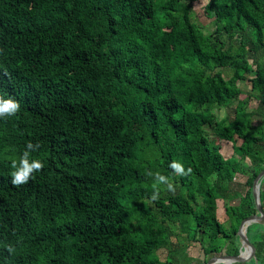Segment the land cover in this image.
Listing matches in <instances>:
<instances>
[{
    "label": "trees",
    "instance_id": "obj_1",
    "mask_svg": "<svg viewBox=\"0 0 264 264\" xmlns=\"http://www.w3.org/2000/svg\"><path fill=\"white\" fill-rule=\"evenodd\" d=\"M198 1L0 0V97L20 105L0 117V264L239 255L264 170V0H208L210 32ZM227 109L233 119L218 120ZM29 142L44 167L16 186L11 163ZM174 160L191 174H175ZM243 162L251 175L240 178ZM149 172L175 192L161 186L151 200ZM259 196L264 211V177ZM235 199L220 221L219 203ZM246 237L255 257L235 264H264V223ZM193 245L202 259L186 253Z\"/></svg>",
    "mask_w": 264,
    "mask_h": 264
},
{
    "label": "clouds",
    "instance_id": "obj_2",
    "mask_svg": "<svg viewBox=\"0 0 264 264\" xmlns=\"http://www.w3.org/2000/svg\"><path fill=\"white\" fill-rule=\"evenodd\" d=\"M20 110V105L15 100L9 98L5 100L3 97H0V117L14 116ZM39 142L35 145L29 142L26 145V150L23 152L22 156L19 159V164L15 160L12 161L11 167L16 169L11 173L12 175V184L19 186L26 184L33 172H38L43 169L44 165L39 159H33L30 162V153L35 151L39 147ZM169 167L173 172L180 176L190 175L192 169L189 167L187 171L184 168V165L178 161H173L170 163ZM149 176L154 177V183L152 185L153 192L151 195V200L155 201L159 198L160 192L162 190L161 186H166V191L175 192V186L172 180L169 177L161 175L160 173L153 174L152 172L148 173ZM8 251L11 252L13 249L8 248Z\"/></svg>",
    "mask_w": 264,
    "mask_h": 264
},
{
    "label": "rangeland",
    "instance_id": "obj_3",
    "mask_svg": "<svg viewBox=\"0 0 264 264\" xmlns=\"http://www.w3.org/2000/svg\"><path fill=\"white\" fill-rule=\"evenodd\" d=\"M208 0H200L198 2H194L191 4V7L193 8V13H194V18L195 20L201 25V27L205 30V32H210L213 30V25L211 20H209L208 18L205 17L204 13H203V7L205 6V4L207 3ZM249 81H244L242 83L239 84L240 87V91L242 94V98H246L250 96V91H249ZM251 105L253 104V102H250ZM216 116L218 118V120H221L225 117H228L229 120L231 121L233 119V111L231 109H227V110H220V111H216ZM258 120V119H256ZM215 124V123H213ZM212 124V125H213ZM214 136L211 135V138H213ZM217 143L221 146V153L224 157L229 158V157H233V152H232V145L229 142H225V141H219L217 140ZM251 175V170L249 167V164L246 162L242 163V171L240 174V178L246 177V176H250ZM239 203V201L237 199L232 200V201H224V202H220L218 205V210H217V214L219 217L220 221L225 220V215H224V207L228 206V205H237ZM175 231H178L177 226L174 227ZM188 256H192V257H199L200 259L203 258L202 256V252L200 250V248L197 245H193L191 246L187 252ZM166 252L165 251H160L159 252V256L161 258L162 261H164ZM211 257H209L210 259ZM208 260V259H207ZM218 264H223V263H218Z\"/></svg>",
    "mask_w": 264,
    "mask_h": 264
},
{
    "label": "water",
    "instance_id": "obj_4",
    "mask_svg": "<svg viewBox=\"0 0 264 264\" xmlns=\"http://www.w3.org/2000/svg\"><path fill=\"white\" fill-rule=\"evenodd\" d=\"M264 177V170L260 172L253 181L252 195L257 210V214L243 220L238 229V237L241 242V250L238 256L222 255L209 259L205 264H235L245 263L255 257V248L251 245L246 237V228L252 223H264V211L260 204L259 188L261 179Z\"/></svg>",
    "mask_w": 264,
    "mask_h": 264
},
{
    "label": "bare ground",
    "instance_id": "obj_5",
    "mask_svg": "<svg viewBox=\"0 0 264 264\" xmlns=\"http://www.w3.org/2000/svg\"><path fill=\"white\" fill-rule=\"evenodd\" d=\"M228 264V263H227Z\"/></svg>",
    "mask_w": 264,
    "mask_h": 264
}]
</instances>
